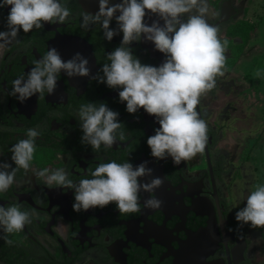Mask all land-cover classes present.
Here are the masks:
<instances>
[{"label": "flooded vegetation", "instance_id": "flooded-vegetation-1", "mask_svg": "<svg viewBox=\"0 0 264 264\" xmlns=\"http://www.w3.org/2000/svg\"><path fill=\"white\" fill-rule=\"evenodd\" d=\"M63 2L71 12L65 23L45 24L29 33L21 29L11 43L0 41L4 45L0 47V162L16 168L10 149L26 138L28 129L39 133L31 168H18L13 185L0 192V206L18 205L33 214L32 222L22 231L7 234L11 244L2 238L6 234L0 229V264H264V258L256 262L248 237L249 231L259 228L235 219L236 212L246 206L249 190L248 184L230 182L235 162L229 155L238 143L235 135L227 136L235 131L225 112L228 105H240L243 93L229 77L257 30V25L244 18L246 6L239 0H207L208 23L218 26L219 38L228 41L227 70L197 106L208 126L205 151L176 165L170 156L157 159L151 155L147 139L160 127L156 117L142 108L128 113L126 102L119 99L122 89L92 79L97 73L103 76L100 69L110 63L107 54L120 46L123 33L106 40L100 24L81 27L85 11L77 0ZM10 7L0 8V31H8ZM156 22L164 24L161 18ZM239 26L254 27L241 49L242 39L230 35ZM117 27L113 19L110 28ZM79 40L88 45L87 52ZM51 47L64 60L80 52L89 60L91 75L68 77L61 72L51 95L45 90L43 96L37 93L23 102L18 95H10L13 81L26 79L27 72ZM129 47L145 65L158 67L166 59L143 36ZM88 102L105 103L119 113L125 141L117 140L111 148L101 145L99 151L82 142L79 109ZM112 160L130 162L134 167L146 162L153 171L140 178L141 184L155 177L164 179L154 192L141 190V212L120 214L115 202L76 212L73 189L49 186L36 174L44 169L49 175L64 169L68 178L78 183L91 179L90 173L99 163ZM232 186L242 192L240 203L231 196ZM149 197L159 199L160 207L145 208Z\"/></svg>", "mask_w": 264, "mask_h": 264}, {"label": "clouds", "instance_id": "clouds-1", "mask_svg": "<svg viewBox=\"0 0 264 264\" xmlns=\"http://www.w3.org/2000/svg\"><path fill=\"white\" fill-rule=\"evenodd\" d=\"M5 6L11 7L7 16L8 31H0V41L4 44L16 39L21 29L29 33L45 24H63L71 17L63 0H0V8ZM149 12L158 14L164 25L156 21L151 25L146 23ZM193 12L195 14H191ZM208 12L207 0H120L114 4L110 0H99L96 13L82 14L81 27L88 29L100 24L108 41L123 33L120 46L107 54L110 63H104L100 69L103 76L97 73L92 79L106 83L109 88L122 89L119 99L126 102L128 113L134 114L142 108L156 117L160 127L147 139L151 155L157 159L170 156L176 165L205 151L208 126L197 106L201 97L216 87L217 77L227 70L228 41L219 38L218 26L208 23ZM185 14H189L186 19ZM113 18L118 26L116 29L110 28ZM142 36L165 54L166 59L160 66L142 64L133 55L129 45L140 41ZM88 65L89 60L80 52L64 60L60 52L51 47L27 72L26 79L20 77L13 81L10 95H18L21 102L37 93L43 96L45 90L51 95L57 88L61 72L68 77H89ZM256 75L259 77L260 73ZM118 115L105 103L82 104L79 109L84 133L82 142L99 151L101 145L111 148L117 140L125 141ZM38 136L36 129H28L26 138L12 146L11 160L16 168L0 162V192H7L13 185L18 168H31ZM152 171L146 162L134 167L130 162L112 160L99 163L91 171V179H81L78 183L69 179L64 169H56L50 175L44 169L36 174L49 186L73 189V210L76 212L103 208L115 202L120 214H131L142 211L141 190L151 193L164 183L160 177L144 184L139 182L140 178L151 176ZM249 192L246 206L236 212L235 219L252 228H264V185H254ZM161 203L149 197L144 207L155 209ZM32 215L18 205L0 206V229L6 234L2 237L6 243H12L7 234L22 231L32 222Z\"/></svg>", "mask_w": 264, "mask_h": 264}, {"label": "rangeland", "instance_id": "rangeland-1", "mask_svg": "<svg viewBox=\"0 0 264 264\" xmlns=\"http://www.w3.org/2000/svg\"><path fill=\"white\" fill-rule=\"evenodd\" d=\"M239 1L246 6L244 18L257 25V30L247 45L238 67L229 77L243 93L241 105H228L225 112L230 117L232 128L243 131L236 132L233 128L238 144L229 155V158L233 156L232 160L235 162L230 182L244 180L250 191L253 190L256 179L257 184L264 185V115L260 113V109H264V0ZM257 72L260 73L259 77L256 75ZM227 101L229 102V98ZM235 187H231V196L237 197L236 200L240 203L242 192L234 190ZM248 237L256 262H261L260 259L264 258V228L249 231Z\"/></svg>", "mask_w": 264, "mask_h": 264}, {"label": "water", "instance_id": "water-1", "mask_svg": "<svg viewBox=\"0 0 264 264\" xmlns=\"http://www.w3.org/2000/svg\"><path fill=\"white\" fill-rule=\"evenodd\" d=\"M77 1L79 3L80 7L82 8V10L87 12V13H93L94 14L99 10V0H77ZM118 2H120V0H110L111 4L118 3ZM116 15H119V13H117ZM113 19H115V18H113ZM159 20H160V17L158 14H153L150 12L145 17V22L148 24H151L152 22L159 21ZM163 23H164V21H163ZM77 42H78V44H80L83 47L85 52H87V50L89 49L88 45L82 40H79Z\"/></svg>", "mask_w": 264, "mask_h": 264}, {"label": "trees", "instance_id": "trees-1", "mask_svg": "<svg viewBox=\"0 0 264 264\" xmlns=\"http://www.w3.org/2000/svg\"><path fill=\"white\" fill-rule=\"evenodd\" d=\"M254 27H245V26H239L236 30H233L230 34L231 36H238L242 39V44L240 45V49L243 48L248 40L250 39L251 32H253Z\"/></svg>", "mask_w": 264, "mask_h": 264}, {"label": "crops", "instance_id": "crops-1", "mask_svg": "<svg viewBox=\"0 0 264 264\" xmlns=\"http://www.w3.org/2000/svg\"><path fill=\"white\" fill-rule=\"evenodd\" d=\"M240 105H241V101H240ZM263 108H264V107H263ZM261 112H262V114L264 115V109H263V110L260 109V113H261ZM256 123H257V121H256ZM234 129L236 130V132L238 131V132H240V133H243L242 130H239V129L237 130L235 127H234ZM229 133H230V132L227 133V134H228L227 136H229V137H232L233 135L236 134V133H235V134H233V133H232V134H229ZM263 134H264V129H263ZM235 136H236V135H235ZM240 183L245 184V183H244V180L240 181ZM257 183H258V182H257V179H256L255 185H257Z\"/></svg>", "mask_w": 264, "mask_h": 264}]
</instances>
